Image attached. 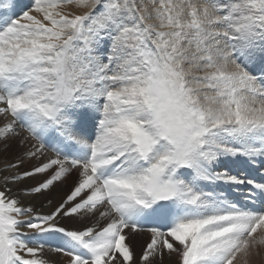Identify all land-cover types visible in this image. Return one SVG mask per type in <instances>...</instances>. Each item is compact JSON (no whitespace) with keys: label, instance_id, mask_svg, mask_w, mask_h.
Instances as JSON below:
<instances>
[{"label":"snow or ice","instance_id":"obj_1","mask_svg":"<svg viewBox=\"0 0 264 264\" xmlns=\"http://www.w3.org/2000/svg\"><path fill=\"white\" fill-rule=\"evenodd\" d=\"M0 117V143L31 145L21 162L51 153L5 177L0 264H48L47 240L69 264H132L125 230L151 233L146 262L264 247V0H0ZM74 172L49 214L8 194Z\"/></svg>","mask_w":264,"mask_h":264},{"label":"bare ground","instance_id":"obj_2","mask_svg":"<svg viewBox=\"0 0 264 264\" xmlns=\"http://www.w3.org/2000/svg\"><path fill=\"white\" fill-rule=\"evenodd\" d=\"M20 3L22 5H26V4L30 3V0H20ZM73 9H75V8H72L71 6H69V8L67 10L71 11ZM75 10H77V9H75ZM75 10H73V11H75ZM0 123H3L2 117H0ZM12 144L15 146L13 152H15V154H16V152H18L20 154V156L17 158H16V156H14V158L12 156H10V154L12 152L9 153L8 149L11 147ZM30 147H31V145L21 146L18 139L9 141L7 147H5L2 143H0V191L6 190L5 183H4L5 177H12L16 174H21L25 171H31L35 166H38L40 163L45 162L51 156V153H48L47 155L42 157L41 160L23 159V162H21L22 157H24L25 152ZM17 163H19L18 168H12L11 167V165L17 164ZM45 176H46L45 174H38L35 176L27 177L24 180H22L18 183H15V184H8L7 188L11 189V192L8 194L14 196L15 198L20 199L22 205L25 207H32L34 209V211H36V212H39L42 214H49L52 211H54L61 204V202H60L61 199L57 198L56 194H51L50 190H48L47 192H44L42 194H35L32 196H25L24 195V193L26 191L30 190L31 188H33V187L37 186L39 183H41L45 179ZM77 176H78V174L74 172L72 174V176L69 177L66 181H68V183L70 184L72 182V179L75 178V180H77ZM70 190L71 189H69V191ZM73 217L63 218L60 222V225L62 227H65L64 223H66L69 219H72V218L76 219L75 220L76 225L75 226L72 225L73 227L72 228L70 227L71 229H78L80 226L86 227L85 225H88V224L92 225V223H94L93 219L86 218L84 216H73ZM70 222H71V220H70ZM70 228L68 227V229H70ZM81 229H83V228H81ZM22 231H27V229H22ZM125 231L128 233V239H127L126 243L129 242L134 236L139 237V235H140V236H147V237L151 238V233L148 231H138L135 233L131 232L130 230H125ZM141 241L142 240H140V242ZM44 243H45V248L40 253V255L48 262V264H62L63 262H61V261L63 259H65V258L71 259L68 256H64L62 253H57V252H54L51 250V248L54 247L58 243V241L47 240V241H44ZM136 243L138 244L137 238H136ZM174 255L175 254H173V256ZM149 260H150V262H148V264H156L155 263L156 262L155 256H150ZM246 264H264V247L258 248L249 257H247L246 258Z\"/></svg>","mask_w":264,"mask_h":264},{"label":"rangeland","instance_id":"obj_3","mask_svg":"<svg viewBox=\"0 0 264 264\" xmlns=\"http://www.w3.org/2000/svg\"><path fill=\"white\" fill-rule=\"evenodd\" d=\"M72 7V6H71ZM72 8H74V7H72ZM73 10H75V9H73ZM73 10H71V11H73ZM81 10H75V12H77V13H79ZM14 148H15V146L12 144L11 145V147L8 149L9 150V153L10 152H12L11 154H10V156H12L13 158H14V156H16V158L17 157H19L20 156V154L18 153V152H16V154H15V152H13V150H14ZM18 154V155H17ZM46 176H47V174H45ZM46 176H45V178H46ZM74 178V177H73ZM67 180V179H66ZM63 181V182H58L57 184H55L51 189H50V192H51V194H56L57 195V198H60L61 199V203H63V201L66 199V197L69 195V193L71 192V190H72V188L74 187V184H75V182H76V180H75V178L74 179H72V184L70 183H68V181ZM57 186V187H56ZM71 186V187H70ZM69 189H71L70 191H69ZM62 190V191H61ZM65 191V192H64ZM50 194V195H51ZM70 206V205H69ZM74 218V217H73ZM69 219L66 223H64V226L66 227V228H72L73 226L72 225H76L75 223H76V219ZM70 220H71V222H70ZM74 222V223H73ZM93 224V223H92ZM86 227H89V226H92L91 224H88V225H85ZM70 228V229H71ZM81 228H85L84 226H80L78 229H81ZM141 239H140V238ZM139 237L137 236H134L129 242H127V244L130 246V248H131V251H132V253H133V261H132V264H148V262H150V260L148 261V262H146V261H143L142 260V256H143V254H144V252H145V250H146V248H147V245L151 242V238H149V237H147V236H140L139 235ZM136 238H137V242H138V244L136 243ZM139 239V240H138ZM140 240H142L141 242L143 243H141L140 242ZM135 241V242H134ZM146 241V242H145ZM149 242V243H148ZM137 244V245H136ZM146 244V245H145ZM144 246V247H143ZM136 249H135V248ZM138 251V252H137ZM142 251V252H141ZM135 255V256H134ZM140 255V256H139ZM172 256V257H171ZM141 257V258H140ZM156 257V264H178V257H176V255H174L173 256V254H171V255H169L168 253H167V251H165L164 252V254H163V258H160V256L159 255H156L155 256ZM175 260V261H174ZM61 262H63L62 264H69V262H70V259H63ZM175 262V263H174Z\"/></svg>","mask_w":264,"mask_h":264}]
</instances>
